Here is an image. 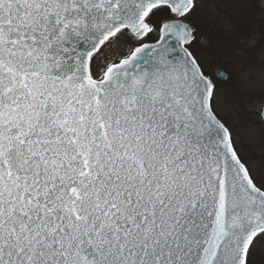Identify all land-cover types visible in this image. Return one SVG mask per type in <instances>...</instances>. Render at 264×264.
Listing matches in <instances>:
<instances>
[{"label":"snow or ice","instance_id":"obj_1","mask_svg":"<svg viewBox=\"0 0 264 264\" xmlns=\"http://www.w3.org/2000/svg\"><path fill=\"white\" fill-rule=\"evenodd\" d=\"M0 264H264V0H0Z\"/></svg>","mask_w":264,"mask_h":264}]
</instances>
